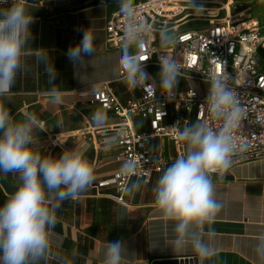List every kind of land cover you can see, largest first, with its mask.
<instances>
[{
	"label": "crops",
	"instance_id": "1",
	"mask_svg": "<svg viewBox=\"0 0 264 264\" xmlns=\"http://www.w3.org/2000/svg\"><path fill=\"white\" fill-rule=\"evenodd\" d=\"M104 3V7L101 0H31L26 4L34 17L30 25L32 39L24 48V67L17 74L12 95L0 98L15 120H23L30 113L36 115L35 151L58 157L63 150L51 147L49 140L51 135L62 133L64 144L83 151L94 168L91 187L76 199L65 200L56 212L50 254L40 264H58V255L68 256L73 264H102L106 242L117 240L127 248L122 264H153L170 258L196 259L195 264H260L254 247L264 236V158L239 163L222 179L212 176L214 199L220 207L214 222L204 226V232L210 234L204 239L213 253L203 258L190 246L180 251L172 249L173 222L164 221L154 205L152 189L160 175L155 174L150 182L133 179L128 188L137 181L140 187L126 191L123 200H119L115 187H97L98 181L112 176L122 162L116 159L115 144L107 148L100 136L77 133L87 125L85 119L98 126L91 114L99 108L79 99L75 90L111 79L123 102L131 98L127 86L113 76L123 46L107 40V18L119 6L116 0ZM89 27L95 36V51L93 56L83 57L81 66L68 58L67 51L81 41L82 29ZM127 51L133 54L135 47ZM51 64L57 72L55 84L50 83L46 71ZM150 67L154 66L145 70ZM104 112L107 121L98 127L119 121L114 113ZM152 142L158 143L152 147L163 153L172 150L167 140ZM17 176L0 174V205L16 190Z\"/></svg>",
	"mask_w": 264,
	"mask_h": 264
},
{
	"label": "clouds",
	"instance_id": "2",
	"mask_svg": "<svg viewBox=\"0 0 264 264\" xmlns=\"http://www.w3.org/2000/svg\"><path fill=\"white\" fill-rule=\"evenodd\" d=\"M125 18L123 47L113 76L129 89H158L167 100L175 97L182 76L181 64L169 54H158L160 72L158 83L145 70L150 56H137L128 49L141 48L151 29L138 20L134 0H116ZM9 0H0L7 5ZM101 0V7H104ZM198 9L194 0H189ZM34 17L26 9V0H11L9 7H0V98L12 95L17 74L22 71L24 48L31 37L30 25ZM159 47L167 49L177 43L174 34L161 27ZM81 41L69 47L68 58L84 65V56H93L95 36L91 27L82 29ZM46 60L47 57H44ZM50 83L55 84L57 72L53 64L46 68ZM226 72H216L208 78L207 111L216 120V127L197 120L185 125L179 139L185 152L162 169L152 189L154 205L164 221H172V249L187 247L200 257L212 255L213 249L205 241L204 226L214 222L219 204L214 199L215 174L223 178L232 164L236 151L234 133L241 128L246 112L237 91L230 86ZM57 89L53 87V93ZM96 125L107 121L103 110L91 114ZM38 124L35 114L15 120L10 110L0 103V174H18L16 190L0 205V264H40L50 254L51 238L57 223L56 212L65 200L76 199L87 191L95 180L94 168L79 148L64 149L54 157L42 155L33 149L36 139L33 130ZM176 127V126H175ZM119 135V134H118ZM117 136L108 137L104 143L111 148ZM134 164L121 168L123 176L133 174ZM139 181L125 191L138 190ZM127 248L123 241L106 242L102 264H122ZM254 252L264 264V236L255 244ZM58 264H73L68 256H57Z\"/></svg>",
	"mask_w": 264,
	"mask_h": 264
},
{
	"label": "built area",
	"instance_id": "3",
	"mask_svg": "<svg viewBox=\"0 0 264 264\" xmlns=\"http://www.w3.org/2000/svg\"><path fill=\"white\" fill-rule=\"evenodd\" d=\"M185 0H136L134 11L151 31L145 37L143 47H135L133 55L150 56L145 66H159L158 52L173 56L181 64V78L186 83L175 90V97L167 100L158 89H128L131 98L123 102L116 94L112 80L106 79L75 90L77 97L99 109L114 113L119 121L101 127L89 124L80 128L98 135L103 142L117 136L116 159L134 164L133 174L123 176L122 166L112 176L97 183V187L113 186L123 200L125 189L133 179L150 182L155 174L162 175V169L170 165L185 152V144L179 139V132L190 123L200 120L216 127L218 122L207 111L208 78L216 72L230 76V86L237 91L246 112V119L234 135L236 151L232 157L233 166L264 158V23L256 18L232 16L227 11L224 18H208L206 26L196 27L192 22L202 18L187 17ZM31 0H26V4ZM7 5L0 7H9ZM125 18L114 10L107 18V40L115 46H123ZM193 24V25H191ZM191 25V26H189ZM167 27L175 35L177 43L167 49L159 47L158 29ZM147 124V126H146ZM176 126V127H175ZM82 130V131H81ZM119 134V135H118ZM62 133L51 135L49 145L61 150L71 149L64 144ZM155 139L172 143L170 153H163L152 147Z\"/></svg>",
	"mask_w": 264,
	"mask_h": 264
},
{
	"label": "rangeland",
	"instance_id": "4",
	"mask_svg": "<svg viewBox=\"0 0 264 264\" xmlns=\"http://www.w3.org/2000/svg\"><path fill=\"white\" fill-rule=\"evenodd\" d=\"M136 1V0H134ZM195 5L201 8L193 9L189 5V0H185L184 4L188 6L186 9V13H190L196 16H190V18H202L204 20H195L196 22H192L193 26L203 27L206 26L208 18L212 19L214 17L224 18L227 15V11L232 16H242V18H256L260 20V22L264 23V0H194ZM239 16H236L239 18ZM189 25V26H191ZM263 63H264V51L261 52ZM146 72L154 77L155 80L158 81V75L160 72V68L150 67ZM186 83L181 78L179 81L180 86L185 85ZM204 89H208L207 83H202L200 85ZM153 145H157L158 143L152 142ZM158 146V145H157Z\"/></svg>",
	"mask_w": 264,
	"mask_h": 264
},
{
	"label": "water",
	"instance_id": "5",
	"mask_svg": "<svg viewBox=\"0 0 264 264\" xmlns=\"http://www.w3.org/2000/svg\"><path fill=\"white\" fill-rule=\"evenodd\" d=\"M195 263H196V259H193V261H191L188 258L158 259L153 262V264H195Z\"/></svg>",
	"mask_w": 264,
	"mask_h": 264
},
{
	"label": "bare ground",
	"instance_id": "6",
	"mask_svg": "<svg viewBox=\"0 0 264 264\" xmlns=\"http://www.w3.org/2000/svg\"><path fill=\"white\" fill-rule=\"evenodd\" d=\"M190 16H196V15L189 14L187 17H190Z\"/></svg>",
	"mask_w": 264,
	"mask_h": 264
}]
</instances>
